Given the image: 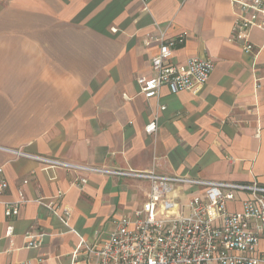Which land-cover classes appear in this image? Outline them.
<instances>
[{"label": "crops", "instance_id": "0c3cea01", "mask_svg": "<svg viewBox=\"0 0 264 264\" xmlns=\"http://www.w3.org/2000/svg\"><path fill=\"white\" fill-rule=\"evenodd\" d=\"M233 18L230 0H0V264H67L80 238L99 246L113 219L146 211L151 184L7 148L81 167L264 186V30H250L258 52L246 53L229 40ZM160 31L186 32L169 59L177 69L193 56L214 61L196 91L142 94L137 78L152 75ZM76 177L85 183L72 184ZM19 188L26 201L8 219L4 203ZM202 194L175 182L154 214H188V199ZM40 232L42 243L27 247L25 235Z\"/></svg>", "mask_w": 264, "mask_h": 264}, {"label": "built area", "instance_id": "2783aa9c", "mask_svg": "<svg viewBox=\"0 0 264 264\" xmlns=\"http://www.w3.org/2000/svg\"><path fill=\"white\" fill-rule=\"evenodd\" d=\"M233 7V23L230 41H238L242 50L254 56L258 49L249 38L254 27L264 30V0H230ZM186 32L158 34V51L150 57L152 75L139 76L137 82L146 98L156 97L162 87L171 93L196 91L203 86L214 68L209 57L193 56L186 60L182 70L169 62L173 50L181 44ZM156 129L155 119L144 126L147 134ZM16 156H29L38 161L79 167L96 172L133 175L151 181L147 210H134L130 215L113 219V229L101 245L90 244L80 238L68 254L67 264H264V255L258 251V243L264 238V186L255 181L238 183L157 174L154 171L132 172L110 170L70 164L51 157L30 155L21 149H8ZM85 178L76 177L72 184L82 186ZM175 182L189 183L203 189L202 196L193 195L187 201L188 214L170 218H157L155 204L172 191ZM7 181L0 167V191ZM58 191L53 198L57 199ZM19 199L5 202V216L12 219L19 205L26 201L21 188ZM44 203L43 197H38ZM239 202L240 209L230 208L229 203ZM53 201L49 202L51 205ZM53 213H57L52 209ZM70 212L59 213L68 226ZM8 227V234H11ZM44 232L27 233V247H38ZM23 264H28L24 262Z\"/></svg>", "mask_w": 264, "mask_h": 264}]
</instances>
